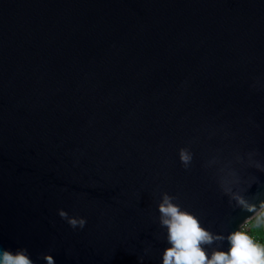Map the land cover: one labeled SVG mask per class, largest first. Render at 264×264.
<instances>
[{
  "label": "water",
  "instance_id": "1",
  "mask_svg": "<svg viewBox=\"0 0 264 264\" xmlns=\"http://www.w3.org/2000/svg\"><path fill=\"white\" fill-rule=\"evenodd\" d=\"M223 187L259 210L264 0H0V249L162 264L161 194L227 236Z\"/></svg>",
  "mask_w": 264,
  "mask_h": 264
},
{
  "label": "clouds",
  "instance_id": "2",
  "mask_svg": "<svg viewBox=\"0 0 264 264\" xmlns=\"http://www.w3.org/2000/svg\"><path fill=\"white\" fill-rule=\"evenodd\" d=\"M181 163L188 167L192 161V153L187 148L179 150ZM259 168V163L256 164ZM225 195L234 200L236 206L242 210L256 212L257 204L243 194L245 190L234 191L231 187H223ZM175 197L167 192L161 194L158 204L159 223L166 229L168 246L162 253V264H264V243L257 242L247 232L235 230L225 236L223 233H214L204 227L200 218L193 213L182 209L174 202ZM259 209L264 210V199L259 201ZM62 219L76 228H83L86 224L84 217L69 216L60 209L58 212ZM227 240L229 247L213 248L209 254L207 247L216 242ZM45 264H56L55 258L50 253L42 256ZM0 264H36L30 257L26 248L15 251L0 249Z\"/></svg>",
  "mask_w": 264,
  "mask_h": 264
},
{
  "label": "built area",
  "instance_id": "3",
  "mask_svg": "<svg viewBox=\"0 0 264 264\" xmlns=\"http://www.w3.org/2000/svg\"><path fill=\"white\" fill-rule=\"evenodd\" d=\"M257 222L260 226H264V210H258L251 218L243 221L239 230L247 232L257 242L262 243L252 232V223Z\"/></svg>",
  "mask_w": 264,
  "mask_h": 264
},
{
  "label": "rangeland",
  "instance_id": "4",
  "mask_svg": "<svg viewBox=\"0 0 264 264\" xmlns=\"http://www.w3.org/2000/svg\"><path fill=\"white\" fill-rule=\"evenodd\" d=\"M252 232L262 243H264V226H260L257 222H253Z\"/></svg>",
  "mask_w": 264,
  "mask_h": 264
}]
</instances>
